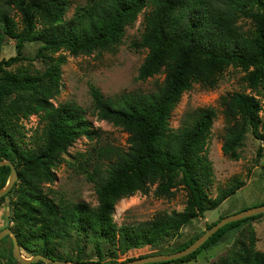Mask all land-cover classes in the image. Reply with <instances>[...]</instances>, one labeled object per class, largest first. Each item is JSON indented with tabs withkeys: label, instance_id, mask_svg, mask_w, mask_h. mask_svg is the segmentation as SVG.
I'll return each mask as SVG.
<instances>
[{
	"label": "trees",
	"instance_id": "obj_1",
	"mask_svg": "<svg viewBox=\"0 0 264 264\" xmlns=\"http://www.w3.org/2000/svg\"><path fill=\"white\" fill-rule=\"evenodd\" d=\"M69 8L70 0H0V42L12 38L16 49L15 56L0 61V159L11 160L19 173L0 204L10 198L15 222L10 228L21 250L72 262L103 263L107 247L112 252L121 251L119 255L128 254L131 248L153 245L159 233L169 232L175 237L181 228L204 218L246 184L236 179L215 197L208 193L210 170L202 154L215 111H197L178 129L171 127L170 120L193 84L213 89L228 68L234 67L245 73L243 79L251 92L234 91L221 100L227 122L222 152L231 160H239L249 132L264 143L263 107L253 92L264 88V0H87L67 19ZM142 13L143 32L133 47L147 54L137 79L146 81L165 73L164 80L154 92L127 93L114 100L91 87L97 117L127 132L129 146L117 148L109 165L94 166L91 175L97 205L62 198L56 203L42 190L45 183L55 182L54 167L66 161L77 140H93L98 135L79 105L56 106L53 102L62 85V65L67 61V55L61 53L80 56L114 51L127 27ZM244 18L252 24L247 30L240 23ZM31 42L39 43L37 57L45 62L44 70L17 65L25 60V47ZM33 114L39 116L43 128L35 129L28 142L21 121ZM99 149L101 154L109 152L104 147ZM262 152L261 146L257 155ZM10 173L9 166L0 167V189ZM153 186L155 196L166 198L174 197L183 187L188 197L184 210L118 225L114 219L116 204L138 192L148 193ZM263 215L225 225L188 256L152 264L197 260L204 250L230 241L232 248L215 264H264V251L255 247L252 227V222ZM203 233L170 253L188 247ZM9 239V257L16 261L10 236L0 244ZM66 248L67 254L58 253ZM3 256L7 257L6 250ZM137 258L117 261L114 257L109 264Z\"/></svg>",
	"mask_w": 264,
	"mask_h": 264
},
{
	"label": "rangeland",
	"instance_id": "obj_2",
	"mask_svg": "<svg viewBox=\"0 0 264 264\" xmlns=\"http://www.w3.org/2000/svg\"><path fill=\"white\" fill-rule=\"evenodd\" d=\"M86 3L87 0H70L67 19L72 18L76 6L85 5ZM16 19L19 18L16 17ZM142 21L143 13L134 25L127 27L123 41L114 51L80 56H72L64 51L61 53L67 55V61L62 65V85L53 102L56 106L65 103L79 105L87 119L92 123V129L95 132L97 131L98 135L93 140L86 137L77 140L70 148L69 154L66 155V161L54 167L55 182L45 183L42 190L56 203L62 198V200L82 201L90 205H97L96 187L91 175L94 166L97 163H100L102 167L109 165L116 156L115 151L117 148L127 149L129 146L127 132L97 117L91 87H97L106 99L114 100L127 93L154 92L164 80L165 73L157 74L146 81L137 79L139 68L147 54L146 50H137L133 47V43L141 38L143 32ZM240 23L245 30L252 25L250 20L245 18ZM38 48L39 43H28L24 51L25 60L18 62V67L44 70L45 62L37 57ZM15 55L14 39L6 38L3 42H0V61ZM244 74L242 70L230 67L213 89L205 88L200 84H193V87L183 94L181 101L173 111L170 125L172 128L178 129L186 124L192 114L197 111L208 109L215 111V122L205 149L206 152L204 151L202 154L205 157L204 162L210 170L207 179L208 193L210 197H215L220 189L228 187L236 179L243 180L246 184L227 198L217 209L208 211L204 218L195 219L186 227L181 228L175 237H170L169 232L159 233V238L153 245H143L136 249L131 248L128 254L119 255L121 251L112 252L107 247V255L103 263L109 264V261L114 257L117 261H121L128 259V257L137 258L152 254L170 253L190 241L196 234L205 231L207 225L220 216L225 217L264 202V143L249 132L239 160H231L222 152L223 136L227 122L221 100L234 91L251 92L243 79ZM253 92L260 99L263 107L260 115L264 129V88L260 92ZM39 121V116L34 114L21 121L25 127L28 142L35 129L43 128V124L41 125ZM261 146L263 147V154L258 156V149ZM101 147L109 149V152H102L101 154L99 152ZM154 190L155 186L151 187L148 193L138 192L121 199L116 204L115 222L118 225L137 224L150 220L159 213L182 211L187 205V192L183 187H180L172 198L157 197ZM14 225L11 201L10 198H7L0 204V230ZM252 227L255 230L257 239L255 247L264 251V215L253 221ZM162 235H166V237L161 239ZM232 246L233 242L230 241L210 250H204L199 254L197 260L163 264H215L219 257L226 255ZM10 247V239L0 244V264H21L17 260L16 262L10 259ZM69 248L63 250L66 251L65 253L63 251L58 253L67 254ZM5 250L7 257L3 256ZM22 253L26 258L32 256L25 250H22ZM112 253H115L114 257H112ZM89 257H92L93 260L98 259L95 256Z\"/></svg>",
	"mask_w": 264,
	"mask_h": 264
},
{
	"label": "water",
	"instance_id": "obj_3",
	"mask_svg": "<svg viewBox=\"0 0 264 264\" xmlns=\"http://www.w3.org/2000/svg\"><path fill=\"white\" fill-rule=\"evenodd\" d=\"M2 166H9L11 168V173L8 179V182L4 187L0 189V199L7 195L12 188L14 187L15 183L19 179V173L15 166V164L11 160L0 159V167ZM264 213V204L254 206L249 209L242 210L240 212L228 215L220 219L217 223H215L210 228L206 229L204 233L198 237L193 243H191L188 247L178 250L173 253L167 254H152L147 255L144 257H140L137 259H133L124 263L120 264H152V263H159V262H167L176 259H180L182 257L188 256L193 252L197 251L202 245H204L220 228L224 227L225 225L248 218L251 216H255L258 214ZM6 236H10L13 242V256L14 258L19 261L21 264H31L38 261H43L47 264H107V263H100V262H72L67 260H61L56 258L48 257L44 254H35L29 258H26L21 250V246L19 244L18 237L16 233L10 228L6 227L0 230V241L5 238Z\"/></svg>",
	"mask_w": 264,
	"mask_h": 264
}]
</instances>
